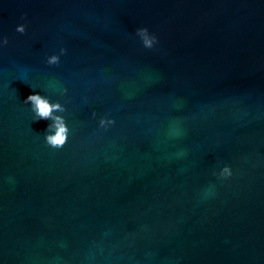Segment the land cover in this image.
Returning <instances> with one entry per match:
<instances>
[{
    "label": "water",
    "instance_id": "obj_1",
    "mask_svg": "<svg viewBox=\"0 0 264 264\" xmlns=\"http://www.w3.org/2000/svg\"><path fill=\"white\" fill-rule=\"evenodd\" d=\"M0 37V264H264V0H0Z\"/></svg>",
    "mask_w": 264,
    "mask_h": 264
},
{
    "label": "clouds",
    "instance_id": "obj_2",
    "mask_svg": "<svg viewBox=\"0 0 264 264\" xmlns=\"http://www.w3.org/2000/svg\"><path fill=\"white\" fill-rule=\"evenodd\" d=\"M25 25L17 24L16 31L24 32ZM136 34L139 37L141 43L145 48H151L157 42V36L155 33L149 31L146 26L138 27L136 29ZM7 43V37H0V45ZM61 52H64V49L61 48ZM59 57L55 54L48 57V63L58 62ZM25 102H31L32 110L35 113L36 118H51L52 123L47 125L48 131L45 133L44 141L47 145L58 148L64 145L68 135V127L62 116L54 115L53 110L61 109V105L55 102H49L46 97L41 96L39 93L30 92L25 98ZM112 120L105 119L101 117L99 119V124L101 126H106V124H111ZM219 177H229L232 175V170L229 165L224 164L219 168V171L216 173Z\"/></svg>",
    "mask_w": 264,
    "mask_h": 264
}]
</instances>
